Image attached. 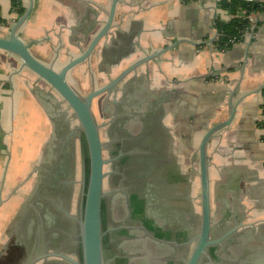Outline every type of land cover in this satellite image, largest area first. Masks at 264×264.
<instances>
[{
  "label": "crops",
  "instance_id": "0c3cea01",
  "mask_svg": "<svg viewBox=\"0 0 264 264\" xmlns=\"http://www.w3.org/2000/svg\"><path fill=\"white\" fill-rule=\"evenodd\" d=\"M222 1L230 0H119L107 37L67 80L85 96L134 62L158 54L114 92L95 98L91 111L110 161L105 181L109 197H115L113 219L128 212L133 221L152 217L175 248L192 236L188 255L201 220L199 143L234 106L231 124L207 144L212 235L239 223L222 246L225 264H264V9L254 14L255 30L244 41L219 50L215 22L233 17L220 7ZM19 2L25 12L29 0ZM111 3L32 0L17 37L38 61L60 70L100 31ZM22 14L11 11V0H0L1 38ZM71 115L18 57L0 50V253L16 241L19 191L25 189L32 205L50 196V173L62 159L70 166L61 173L63 184H73V197L79 195L83 139ZM124 170L137 174L130 190L112 181ZM134 225L128 229H140Z\"/></svg>",
  "mask_w": 264,
  "mask_h": 264
},
{
  "label": "water",
  "instance_id": "95a60500",
  "mask_svg": "<svg viewBox=\"0 0 264 264\" xmlns=\"http://www.w3.org/2000/svg\"><path fill=\"white\" fill-rule=\"evenodd\" d=\"M119 0H112L107 20L100 31L92 39L87 48L78 57L70 60L60 70L53 66H47L38 61L30 52L28 45L17 37V30L28 18L32 9V0L25 12L18 18L9 34L5 38L0 37V50L8 52L19 58L22 66L42 79L66 104L79 125L83 139V158L81 165L79 219L77 220L79 243L81 248V262L60 253H48L39 256L33 262L46 258L56 257L69 264H104L102 241V209L105 197L112 192L104 190V179L107 175L105 167L110 161L106 160L103 153V143L100 138L99 125L96 123L92 111V101L102 95L112 93L130 73L142 64L157 57L158 54L146 56L123 70L118 76L108 81L104 86L92 90L85 96H80L69 84L67 76L70 70L86 61L99 41L105 39L112 27L115 7ZM235 107L231 106L228 118L212 126L201 138L198 147L199 155V180H200V207L201 220L199 233L195 236L194 247L185 261V264H200L202 258L211 263L208 253L209 248H220L229 240L241 225L236 224L218 238L212 235L213 225L210 208V189L208 176L207 144L213 135L229 126L234 118ZM0 198V203H1Z\"/></svg>",
  "mask_w": 264,
  "mask_h": 264
},
{
  "label": "flooded vegetation",
  "instance_id": "af4514ba",
  "mask_svg": "<svg viewBox=\"0 0 264 264\" xmlns=\"http://www.w3.org/2000/svg\"><path fill=\"white\" fill-rule=\"evenodd\" d=\"M71 116L74 119L73 114ZM61 161L50 173L48 188L50 196L44 195L34 205L31 204L32 199L29 200L27 196L22 197L21 206L18 208L14 222L17 242L11 244L5 254L0 253V264H69L56 257H46L33 262L39 256L56 252L67 255L77 262L82 261L77 225L80 192L79 195L76 193V196L73 197V194L77 192L73 189V184H63L62 178L65 176L60 177L61 173L68 170L70 166L68 159ZM123 172L124 174L120 172L114 176L112 181L116 186L123 185L130 190L133 188L131 187L133 186L132 180L137 174H129L126 170ZM55 177H60V181H55L57 180L54 179ZM105 180L106 177L104 190L107 191ZM45 192L47 193V190ZM129 197L128 194L125 205L127 212L129 211ZM114 200L115 197L112 199L108 195L103 202L101 222L104 234L102 241L104 264H185L184 258L180 257L186 256L188 259L190 254L188 255L189 246L187 244L191 241L192 236L188 235V238L184 240V246L175 248L168 242V240L171 241V238L157 229V222L152 217L149 221L145 217H143V221L140 219L133 221L128 212L124 219H113L115 215ZM134 223L140 229H128L132 225L135 227ZM147 223L152 226L151 233L147 229ZM193 243L195 244V237H193ZM224 252L223 247L209 248L208 253L212 262L202 258L200 264H225L227 261L223 257L226 256L223 255ZM229 264H236V262L231 261Z\"/></svg>",
  "mask_w": 264,
  "mask_h": 264
},
{
  "label": "trees",
  "instance_id": "16d2710c",
  "mask_svg": "<svg viewBox=\"0 0 264 264\" xmlns=\"http://www.w3.org/2000/svg\"><path fill=\"white\" fill-rule=\"evenodd\" d=\"M220 7L229 12L233 17L228 22L219 20L215 22L218 32V39L215 42V46L219 50H225L235 43L244 41L245 37L255 30L256 23L253 21L254 14L264 9V5H261L255 0L222 1ZM11 11H16L20 14L24 12L19 0H11ZM262 126H264V121Z\"/></svg>",
  "mask_w": 264,
  "mask_h": 264
},
{
  "label": "rangeland",
  "instance_id": "374dc122",
  "mask_svg": "<svg viewBox=\"0 0 264 264\" xmlns=\"http://www.w3.org/2000/svg\"><path fill=\"white\" fill-rule=\"evenodd\" d=\"M24 192H25V189H21L20 191H19V198H22L24 195ZM24 200V199H23ZM22 202V201H21ZM21 202L18 204V208H20V206H21Z\"/></svg>",
  "mask_w": 264,
  "mask_h": 264
}]
</instances>
